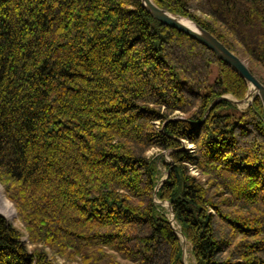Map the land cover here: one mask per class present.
<instances>
[{
	"label": "trees",
	"instance_id": "obj_1",
	"mask_svg": "<svg viewBox=\"0 0 264 264\" xmlns=\"http://www.w3.org/2000/svg\"><path fill=\"white\" fill-rule=\"evenodd\" d=\"M154 2L264 67V0ZM248 90L141 0H0V184L22 224L0 213V264H186L178 230L195 264H264Z\"/></svg>",
	"mask_w": 264,
	"mask_h": 264
},
{
	"label": "water",
	"instance_id": "obj_2",
	"mask_svg": "<svg viewBox=\"0 0 264 264\" xmlns=\"http://www.w3.org/2000/svg\"><path fill=\"white\" fill-rule=\"evenodd\" d=\"M144 7L152 14L156 19L159 21L174 27L178 30H180L183 33L188 34L189 36L193 37L194 39L198 40L205 46H207L209 49L214 51L222 60L227 62L234 70H236L241 76L244 77V79L249 83V85H253L255 94L259 95L262 103L264 105V83L250 70L248 67V64L245 62V60L234 53L232 50H230L221 40H219L213 33L208 31L206 28L201 26L198 23H195L194 21H191V25L185 23L182 21V16L176 15L171 13L165 8L160 7L158 4L154 2V0H141ZM185 18V17H184ZM188 19V18H187ZM250 90V88H249ZM248 90V93L246 94L245 99L240 100L239 102H243L246 99H249L252 94ZM223 97L230 98L228 95H224ZM236 101V99H233ZM168 176V172L164 177H162L161 182L162 183ZM160 184L157 185L156 190L159 188ZM168 204V206H171L169 202H164V205ZM172 223L174 222V214L172 213ZM178 233L182 239L183 243V254L185 259V246H186V238L181 233V231L178 230Z\"/></svg>",
	"mask_w": 264,
	"mask_h": 264
},
{
	"label": "rangeland",
	"instance_id": "obj_3",
	"mask_svg": "<svg viewBox=\"0 0 264 264\" xmlns=\"http://www.w3.org/2000/svg\"><path fill=\"white\" fill-rule=\"evenodd\" d=\"M242 58L248 64L247 59L244 58V57H242ZM253 70H254L255 75L257 77H259L261 79V81L264 83V67L257 66V67H254ZM249 88H250L249 91L251 92L252 96L249 99L244 100L243 102H238V106L241 109L247 108L252 103V101H253V95L255 94V92H254V89H252L250 85H249ZM228 96L231 99H234V97H232L231 95H228ZM177 114H180V113H177ZM158 125H159V122H157V126ZM181 143L183 144V146L189 148L191 151H195L196 150V146L193 143H190V142H188L185 139L182 140ZM169 153H170V151H168V150H162V151H160L158 148H151L150 150H148V154L153 155L154 157H157V162H158V166H159V169L161 171V176L162 177H164L166 175V171L167 170H166V167H165L164 162L170 161V155H169ZM191 171H192V174H195L196 176H199L200 175L199 172H198V170L196 168H192L191 167ZM0 186L2 188V194H3V196L9 202V204L11 205V207L14 209V212H15V216L14 217L15 218L14 217L8 218L7 216L3 215L2 213L1 214L3 216H5L9 221H12L18 227H22V224H21L20 220L18 219V216H17V213H16V210H15V207H14L13 203L5 195L4 190H3V187H2L1 184H0ZM165 206H166L167 210L169 211L170 208H169L168 204H165ZM169 216L172 219V214L171 213L169 214ZM173 224H174V222H173ZM24 238L26 239L27 237L24 236ZM58 259H59V262L61 264H81L78 261L77 262L76 261H74V262H71V261L65 262V260L63 258H59L58 257ZM185 263L186 264H195V259H194V256L192 255V252H191V244L189 242H186V246H185Z\"/></svg>",
	"mask_w": 264,
	"mask_h": 264
},
{
	"label": "bare ground",
	"instance_id": "obj_4",
	"mask_svg": "<svg viewBox=\"0 0 264 264\" xmlns=\"http://www.w3.org/2000/svg\"><path fill=\"white\" fill-rule=\"evenodd\" d=\"M183 22L191 25V21L187 18H181ZM251 88L254 89L253 85H251ZM224 98V97H223ZM233 101V100H232ZM0 213L7 216L8 218H12L15 216L14 209L11 207L9 202L6 200V198L2 194V188L0 186ZM15 218V217H14ZM183 248V247H182Z\"/></svg>",
	"mask_w": 264,
	"mask_h": 264
}]
</instances>
